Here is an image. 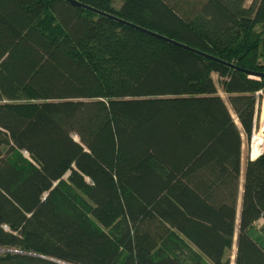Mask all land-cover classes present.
<instances>
[{"label": "trees", "instance_id": "trees-1", "mask_svg": "<svg viewBox=\"0 0 264 264\" xmlns=\"http://www.w3.org/2000/svg\"><path fill=\"white\" fill-rule=\"evenodd\" d=\"M72 1L0 0V264H264V0Z\"/></svg>", "mask_w": 264, "mask_h": 264}, {"label": "rangeland", "instance_id": "rangeland-1", "mask_svg": "<svg viewBox=\"0 0 264 264\" xmlns=\"http://www.w3.org/2000/svg\"><path fill=\"white\" fill-rule=\"evenodd\" d=\"M252 2V0H247L246 4L250 5ZM216 82H217V86H218V92L219 94L225 99V101L228 103V105L230 106L229 103V99H228V95L223 91L222 86L219 83V76L218 74L214 73L213 74ZM264 97V96H263ZM231 108V106H230ZM232 113L233 110H232ZM235 116V115H234ZM258 117H259V124L260 127L259 129H255L254 133H253V137L256 133H262V136L264 138V130L262 131L263 125H264V99H263V103L261 105V109L258 113ZM253 137L251 138V140L248 141V139L244 136V143H243V159H242V177H241V189H240V199H239V205H238V209L240 210L241 208V196H242V191H243V177H244V171H245V167L247 164V161L249 158H252L251 156V144H252V140ZM239 226V214H238V218H237V227ZM264 226V218H262L259 222H258V227L262 228ZM237 240V236L235 237V241ZM236 252H237V246H236V242L234 244L233 250L229 251L227 253V255L231 258L232 263L231 264H235V259H236Z\"/></svg>", "mask_w": 264, "mask_h": 264}, {"label": "water", "instance_id": "water-1", "mask_svg": "<svg viewBox=\"0 0 264 264\" xmlns=\"http://www.w3.org/2000/svg\"><path fill=\"white\" fill-rule=\"evenodd\" d=\"M72 3L73 4H75V5H80V6H82V4L81 3H79V2H77V1H72ZM93 10H95V11H98V10H96V9H93ZM99 12V11H98ZM149 33H152V34H156V33H153V32H150V31H148ZM157 36H160V37H163V36H161V35H158L157 34ZM170 40V39H169ZM170 41H172V42H174V43H177V44H179V45H181V46H183V47H185V48H188V49H191V50H193V51H196V52H198V53H200V54H203V55H206V56H208V57H211V56H209V55H207V54H205V53H202V52H200V51H197V50H195V49H193V48H191V47H188V46H186V45H183V44H181V43H178V42H176V41H173V40H170ZM254 75H259V74H255V73H253ZM263 153V152H262ZM252 160L253 159H255V158H251ZM25 254H29V253H26V252H24ZM36 256H40V257H42V258H45V259H48V260H52V261H55V262H58V263H61V264H65V263H63V262H61V261H59V260H56V259H53V258H50V257H47V256H41V255H36Z\"/></svg>", "mask_w": 264, "mask_h": 264}]
</instances>
